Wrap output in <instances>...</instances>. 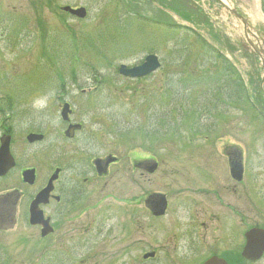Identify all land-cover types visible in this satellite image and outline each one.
<instances>
[{
	"label": "rangeland",
	"instance_id": "1",
	"mask_svg": "<svg viewBox=\"0 0 264 264\" xmlns=\"http://www.w3.org/2000/svg\"><path fill=\"white\" fill-rule=\"evenodd\" d=\"M226 2L264 38V0ZM67 6L84 8L86 17L62 12ZM150 54L161 63L156 72L140 79L118 74L120 65L138 66ZM261 63L240 22L215 0H0V137L11 135L16 160L0 192L18 187L23 169L46 174L55 158L113 155L119 162L107 187L88 204L90 216L104 222L103 244L112 243L102 264L141 263L144 249L131 244L130 218L148 216L143 201L153 193L171 197L177 216L197 191L220 193L235 209H208L216 203L212 196L204 200V215L223 214L229 225L216 222L214 230L224 229L222 237L237 249L244 230L264 227ZM64 103L70 122L83 129L71 142L63 136ZM28 134L43 140L28 144ZM227 152L242 156L241 192ZM150 160L158 166L151 175L137 167ZM98 184L104 182L91 185ZM15 238L16 231L2 234L0 245L14 264L20 257L26 264ZM28 258L49 262L40 248ZM246 264H264V257Z\"/></svg>",
	"mask_w": 264,
	"mask_h": 264
},
{
	"label": "flooded vegetation",
	"instance_id": "2",
	"mask_svg": "<svg viewBox=\"0 0 264 264\" xmlns=\"http://www.w3.org/2000/svg\"><path fill=\"white\" fill-rule=\"evenodd\" d=\"M16 106L9 104L8 108L12 110ZM71 115L72 113L69 121L63 123L66 125L65 131L69 125L76 124L70 122ZM65 131V140L71 142L83 129L81 125L69 137L64 134ZM2 135L11 137L7 132ZM11 147L12 137L10 152L14 158ZM226 157L229 169L235 165H242L243 168L240 154L227 152ZM111 159L114 161H110ZM54 160L46 174L42 175L37 168H26L20 172L21 183L18 187L10 190L3 187L0 192V236L16 231L14 243L19 249L17 254L23 255L27 260H32L28 257L32 256L35 249L40 248L41 254L49 258L48 264H70L72 257L80 258L78 264H102L104 255H112V243L107 241L103 244L104 222L99 217L90 216L92 212L88 209L91 208L88 204L98 198L97 195L107 187L111 168L118 164V158L108 155L105 158L95 156L86 160L81 154H76ZM96 161H102L99 169ZM107 161L109 162L105 164ZM15 168L16 165L7 175L0 177V181H4ZM26 170H34L32 183H25L23 180L22 173ZM101 181L104 182L103 185H91ZM232 181L240 186V190L243 178ZM189 191L196 193L194 190ZM236 192V188L231 189V194ZM196 194L197 199L180 204L181 212L177 211L180 216L174 215V203L170 202L171 197L166 194L153 193L145 198L143 205L148 216L130 218L131 244L141 245L144 249L140 264H204L212 258L220 259L226 264L248 263L242 257L247 230L243 231L241 244H238L237 249H230V243L222 237L224 229L214 230L213 227L216 222L219 225L224 222L229 225L223 214L204 215V200L212 196H216V203H209L208 209H235V206L226 203L220 193L199 190ZM174 195H179V191H175ZM159 196L165 197L166 209L164 215L155 216V204ZM197 207L201 210H197ZM190 208L195 209V216L191 215ZM172 209L173 211H169ZM188 211L191 216H187ZM170 213L173 215L167 216ZM238 213L240 221L244 222V211L239 209ZM24 229L28 233L22 232ZM43 232H47L46 235ZM128 249L130 250V243ZM9 254L10 250L0 245V264H14V259L10 261ZM27 260L24 261L29 264ZM22 261L20 257L18 263L23 264Z\"/></svg>",
	"mask_w": 264,
	"mask_h": 264
},
{
	"label": "water",
	"instance_id": "3",
	"mask_svg": "<svg viewBox=\"0 0 264 264\" xmlns=\"http://www.w3.org/2000/svg\"><path fill=\"white\" fill-rule=\"evenodd\" d=\"M62 11L68 13L69 15L77 19H84L87 15L86 10L84 8L72 9L70 7H64L62 8ZM229 11L236 18L240 19L244 26L247 25L246 21L243 18H241V16L237 15L235 11L232 10ZM160 66L161 65L157 56L148 55L144 58L143 62L138 66L128 68L125 65H120L118 68V74L128 79H140L156 72L160 68ZM69 113H70L69 105L64 104L61 111L62 120L67 121ZM79 128H80L79 125L69 126L68 130L66 131V135L71 136L73 131ZM41 140H42L41 135L30 134L27 136V141L29 143H33L35 141H41ZM9 145H10L9 136H4L0 139V177L4 176L15 165L14 160L10 155ZM96 166L99 169V167L101 166V161H96ZM156 168H157V164L152 162L146 168V170L148 173H153L156 170ZM33 173H34L33 170L25 171L23 173L24 181L28 183H32L34 179ZM230 173L233 179L240 181L242 179L241 165H235L234 167H232ZM165 208H166L165 198L163 196H159V199L155 204V209L157 212H155L154 215L155 216L163 215ZM46 233L47 232H43V235H46ZM263 253H264V229L254 228L249 230L246 233V246L242 253V257L247 261L255 262L261 258ZM204 264H226V263L220 259L212 258Z\"/></svg>",
	"mask_w": 264,
	"mask_h": 264
}]
</instances>
